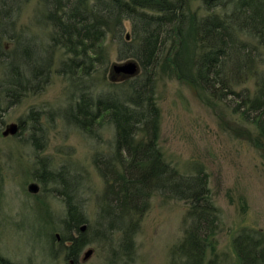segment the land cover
Instances as JSON below:
<instances>
[{
  "label": "trees",
  "instance_id": "trees-1",
  "mask_svg": "<svg viewBox=\"0 0 264 264\" xmlns=\"http://www.w3.org/2000/svg\"><path fill=\"white\" fill-rule=\"evenodd\" d=\"M27 1L0 0V104L39 89L53 53L60 52L55 72L69 82L73 98L64 107V118L94 136L103 116L113 128L108 154L93 158L106 181L97 214L100 231L120 230L121 251L129 252L136 222L125 218L141 214L151 191L158 190L187 203L175 248L181 258L170 264H220L214 237L219 208L206 171L194 164L183 172L165 160L157 142L154 85L159 69L169 68L264 136V0H202L210 9L205 14L191 10L188 0H37L44 41L15 30V18ZM124 20L130 27L127 38L121 33ZM107 34L115 39L118 57L134 59L139 68L101 88L95 71L105 61ZM4 40L12 42L8 50ZM64 192L66 227L78 231L69 236L65 255L74 256L87 242L77 225L84 217ZM231 241L237 264H264V232L242 226ZM0 264L9 261L0 256Z\"/></svg>",
  "mask_w": 264,
  "mask_h": 264
},
{
  "label": "rangeland",
  "instance_id": "rangeland-1",
  "mask_svg": "<svg viewBox=\"0 0 264 264\" xmlns=\"http://www.w3.org/2000/svg\"><path fill=\"white\" fill-rule=\"evenodd\" d=\"M188 4L198 14L210 11L202 0H188ZM39 8L37 0L25 2L15 18V30L34 33V39L37 36L44 41L47 33L37 20ZM123 25L121 33L127 38L128 20ZM114 40L106 35L105 61L95 71L101 88L107 87V82L130 77L121 78L110 71V64L124 60L118 57ZM11 45L4 40L5 50ZM61 57L60 52L53 53L48 78L39 89L26 92L7 106L3 101L0 104V256L9 264H67L69 236L78 232L66 227L67 191L83 214L77 225H84L81 231L87 239L75 252V264L178 261L181 257L175 248L182 236L187 206L182 199L152 190L141 214L125 218L136 222L129 252L121 251L120 230L100 231L97 214L104 203L106 181L93 158L108 154L113 128L103 116L94 136L64 118V107L73 98L69 82L55 72ZM183 59L189 61L187 54ZM261 66L264 68V50ZM154 97L162 155L183 172L191 171L194 164L202 165L211 198L219 208L214 235L218 262L237 264L233 234L242 226L264 232V136L220 102L208 98L190 79L176 78L169 68L159 69ZM9 122H16L17 130L2 134ZM32 123L41 129H33ZM33 141L40 142L39 146ZM29 182L37 184L35 192L26 188ZM87 248L90 254L82 257Z\"/></svg>",
  "mask_w": 264,
  "mask_h": 264
},
{
  "label": "water",
  "instance_id": "water-1",
  "mask_svg": "<svg viewBox=\"0 0 264 264\" xmlns=\"http://www.w3.org/2000/svg\"><path fill=\"white\" fill-rule=\"evenodd\" d=\"M110 71L114 73H119L120 77L123 78L124 76H133L137 71L138 67L136 61L131 58L124 59L120 62H114L110 64ZM17 123L16 122H9L5 124L4 128L2 129V134L14 133L17 130ZM28 191L35 192L37 190V184L35 182H29L27 185ZM84 225H79V230H83ZM91 249L87 248L83 251V256L86 257L90 254Z\"/></svg>",
  "mask_w": 264,
  "mask_h": 264
},
{
  "label": "flooded vegetation",
  "instance_id": "flooded-vegetation-1",
  "mask_svg": "<svg viewBox=\"0 0 264 264\" xmlns=\"http://www.w3.org/2000/svg\"><path fill=\"white\" fill-rule=\"evenodd\" d=\"M27 185H28V183H27ZM27 185H26V188H27ZM66 263L67 264H75V262H74V256L73 255H67L66 256Z\"/></svg>",
  "mask_w": 264,
  "mask_h": 264
}]
</instances>
